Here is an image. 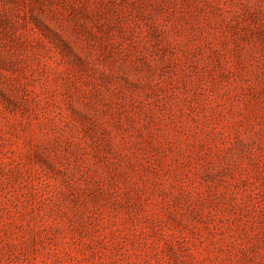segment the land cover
Returning a JSON list of instances; mask_svg holds the SVG:
<instances>
[{"label":"rangeland","instance_id":"rangeland-1","mask_svg":"<svg viewBox=\"0 0 264 264\" xmlns=\"http://www.w3.org/2000/svg\"><path fill=\"white\" fill-rule=\"evenodd\" d=\"M0 264H264V0H0Z\"/></svg>","mask_w":264,"mask_h":264}]
</instances>
